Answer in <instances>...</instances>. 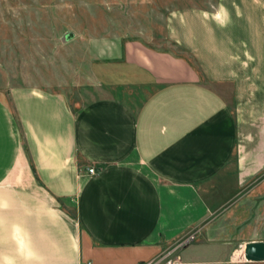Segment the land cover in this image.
I'll return each instance as SVG.
<instances>
[{"label":"crops","instance_id":"1","mask_svg":"<svg viewBox=\"0 0 264 264\" xmlns=\"http://www.w3.org/2000/svg\"><path fill=\"white\" fill-rule=\"evenodd\" d=\"M220 7L168 13L180 52L92 36L57 88H0V264L151 259L263 172L260 28Z\"/></svg>","mask_w":264,"mask_h":264},{"label":"rangeland","instance_id":"2","mask_svg":"<svg viewBox=\"0 0 264 264\" xmlns=\"http://www.w3.org/2000/svg\"><path fill=\"white\" fill-rule=\"evenodd\" d=\"M222 5L228 11L235 6L240 25L260 28L257 40L263 44L251 50L258 74L245 80L249 101L257 91L264 93V0H0V88H57L55 82L75 65L92 36L120 34L180 52L164 35L168 13L194 6L217 14ZM65 34L71 38L63 40ZM191 231L195 238L176 251L181 262L175 264H264L244 257L247 241L264 240V170ZM240 250L242 257L233 258Z\"/></svg>","mask_w":264,"mask_h":264},{"label":"built area","instance_id":"3","mask_svg":"<svg viewBox=\"0 0 264 264\" xmlns=\"http://www.w3.org/2000/svg\"><path fill=\"white\" fill-rule=\"evenodd\" d=\"M86 169L90 174L92 172H95V168L93 165L87 167ZM194 238L195 232L190 230L180 239L175 241L170 247H168L167 250L162 251L160 254L152 257L151 259L139 261L136 264H175L181 262V258L176 254V251L182 246L192 242ZM87 264H89V262Z\"/></svg>","mask_w":264,"mask_h":264},{"label":"water","instance_id":"4","mask_svg":"<svg viewBox=\"0 0 264 264\" xmlns=\"http://www.w3.org/2000/svg\"><path fill=\"white\" fill-rule=\"evenodd\" d=\"M68 35L65 34L63 40H67ZM244 257L249 261L264 260V240L247 241L244 247Z\"/></svg>","mask_w":264,"mask_h":264}]
</instances>
